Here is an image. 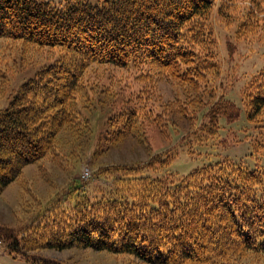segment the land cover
<instances>
[{
	"label": "trees",
	"instance_id": "1",
	"mask_svg": "<svg viewBox=\"0 0 264 264\" xmlns=\"http://www.w3.org/2000/svg\"><path fill=\"white\" fill-rule=\"evenodd\" d=\"M237 1L0 0V39L54 52L0 110V195L25 166L57 148L62 128L79 126L83 75L92 65L157 67L182 87L184 97L176 98L169 119L152 118L149 109L144 120L166 137L169 129L187 127L182 140L212 138L221 117L235 120L239 109L217 95L221 68L212 13L216 7L237 40L258 38L264 29L261 3ZM245 86L246 118L264 134V69ZM141 100L143 94L133 97L111 116L109 139L138 137L131 132L146 109ZM177 154L99 170L107 181L95 194L72 187L24 232L0 227L4 253L27 264H66L34 252L72 248L141 264H264V166L251 169L226 158L185 175L159 176Z\"/></svg>",
	"mask_w": 264,
	"mask_h": 264
},
{
	"label": "rangeland",
	"instance_id": "2",
	"mask_svg": "<svg viewBox=\"0 0 264 264\" xmlns=\"http://www.w3.org/2000/svg\"><path fill=\"white\" fill-rule=\"evenodd\" d=\"M237 2L261 3L264 9L262 0ZM219 18L215 7L212 31L217 39L221 68L217 95L239 109L235 120L229 122L221 117L217 134L212 138L208 136L200 140L190 136L182 140L187 127L169 129L166 137L157 127L146 125L144 120L149 118V109L153 110L152 118L154 114L170 116V110L178 106L177 99L182 101L184 97L182 87L167 80L157 67L129 71L113 65H92L83 75L86 89L81 90L78 101L83 116L78 121L79 126L62 128L56 136L57 148L39 162L25 166L20 177L2 191L0 227L24 232L56 201L62 202L72 187L80 188L88 195L95 194L98 185L107 181L103 175H98L99 170L112 164L145 163L151 156L165 155L170 150L178 154L159 169V176L167 173L185 175L194 168L226 158L231 162L244 163L251 169L264 166V134H260L247 120L241 102L245 85L264 69V29L262 32L258 29L261 33L257 39L237 40L232 37V30L231 35L227 32L225 19L221 22ZM49 51L44 48L23 49L19 44L0 39V110L5 109L21 85L33 78L35 72L50 60V54L54 52ZM140 94L144 97L140 102L146 109L131 133L144 138V143H139L138 137L132 136L115 143V138L109 139L113 127L111 116L127 108L130 105L128 101ZM34 254L66 264H141L132 257L90 248L42 250Z\"/></svg>",
	"mask_w": 264,
	"mask_h": 264
},
{
	"label": "crops",
	"instance_id": "3",
	"mask_svg": "<svg viewBox=\"0 0 264 264\" xmlns=\"http://www.w3.org/2000/svg\"><path fill=\"white\" fill-rule=\"evenodd\" d=\"M20 263L21 261L13 260L9 258L4 252H0V264H20Z\"/></svg>",
	"mask_w": 264,
	"mask_h": 264
},
{
	"label": "built area",
	"instance_id": "4",
	"mask_svg": "<svg viewBox=\"0 0 264 264\" xmlns=\"http://www.w3.org/2000/svg\"><path fill=\"white\" fill-rule=\"evenodd\" d=\"M84 175H85V174H84ZM88 176H89V175H88ZM88 176H87V177H88Z\"/></svg>",
	"mask_w": 264,
	"mask_h": 264
}]
</instances>
